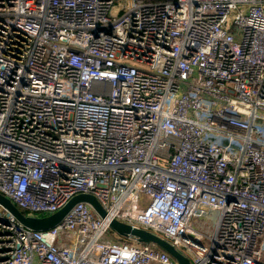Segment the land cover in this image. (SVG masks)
<instances>
[{
	"label": "built area",
	"instance_id": "2783aa9c",
	"mask_svg": "<svg viewBox=\"0 0 264 264\" xmlns=\"http://www.w3.org/2000/svg\"><path fill=\"white\" fill-rule=\"evenodd\" d=\"M0 0V264H264V0ZM40 217V216H38Z\"/></svg>",
	"mask_w": 264,
	"mask_h": 264
},
{
	"label": "water",
	"instance_id": "95a60500",
	"mask_svg": "<svg viewBox=\"0 0 264 264\" xmlns=\"http://www.w3.org/2000/svg\"><path fill=\"white\" fill-rule=\"evenodd\" d=\"M78 202L90 203L96 209V211L99 212L100 215H102L103 217L106 215V211L98 201V199L90 194L77 195L60 211L49 216L38 217L26 215L13 203L10 198L0 193V204L9 212H11L23 226L34 230H48L57 226L66 216V214L72 209V207ZM110 226L119 235H132L137 237L139 241L143 243H157L164 250L170 253L179 262V264H192L191 260L184 254H182L172 243L157 234L118 220H113Z\"/></svg>",
	"mask_w": 264,
	"mask_h": 264
},
{
	"label": "rangeland",
	"instance_id": "374dc122",
	"mask_svg": "<svg viewBox=\"0 0 264 264\" xmlns=\"http://www.w3.org/2000/svg\"><path fill=\"white\" fill-rule=\"evenodd\" d=\"M126 3H127V0H116L115 6L113 7V10H112L113 15L115 16L118 15V13L122 11V9L125 7ZM37 215L40 217L47 216V214L45 213H39ZM110 236L115 239H119L120 237V235L115 230L111 231Z\"/></svg>",
	"mask_w": 264,
	"mask_h": 264
}]
</instances>
